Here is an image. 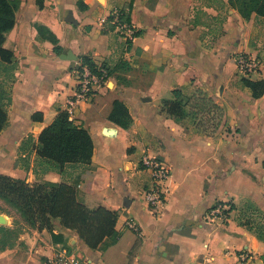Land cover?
I'll list each match as a JSON object with an SVG mask.
<instances>
[{"label":"crops","instance_id":"0c3cea01","mask_svg":"<svg viewBox=\"0 0 264 264\" xmlns=\"http://www.w3.org/2000/svg\"><path fill=\"white\" fill-rule=\"evenodd\" d=\"M241 4L21 0L16 24L3 44L13 51L18 66L8 124L0 132V175L30 183L67 181L78 187L88 207L114 210L118 220L115 235L92 249L75 230L53 219L51 229L34 228L33 235L19 237L25 242L0 250V264H38L39 253L46 262L59 247L89 264H264V240L240 223L247 202L264 214V92L254 97L242 83L243 78L264 81V16L254 12L244 17ZM115 8L128 11L139 30L131 43L109 26ZM40 26L47 34L39 32ZM243 52L261 62L251 77L238 68ZM66 54L77 59H66ZM82 57L109 72L106 86L73 117L92 136L91 164L67 179L53 170L41 175L39 135L65 111ZM195 88L224 109L220 127L211 134L164 107L173 90L189 94ZM116 100L130 113L126 128L111 120ZM145 154L160 158L171 170L160 214L144 198L152 184L141 165ZM217 201L234 206L224 223L204 219ZM130 219L141 232L128 227ZM23 243L31 245L26 257L20 255ZM243 248L252 252L245 262L238 256Z\"/></svg>","mask_w":264,"mask_h":264},{"label":"trees","instance_id":"16d2710c","mask_svg":"<svg viewBox=\"0 0 264 264\" xmlns=\"http://www.w3.org/2000/svg\"><path fill=\"white\" fill-rule=\"evenodd\" d=\"M20 4L21 0H0V132L8 124L11 87L14 71L18 66L13 51L5 48L3 44L6 32L16 24V12ZM240 12L247 18L254 12L257 16H264V0H242ZM125 19L130 21L129 13H126ZM109 26L114 29L112 24ZM39 32L47 34L41 26ZM50 39L57 44L55 36ZM55 49L58 50V47ZM82 61L97 70L89 58L82 57ZM6 83L8 90L4 89ZM242 83L252 89L254 97H260L264 92L263 80L243 78ZM172 93L173 98L164 101V107L170 115L190 117L198 129L207 134L220 127L224 109L203 89L195 88L189 94L183 89H175ZM111 120L124 128L128 127L131 117L123 102H114ZM93 153L94 142L89 131L70 119L66 111L59 112L56 119L39 135L37 162L42 173L53 170L64 177H70L75 173L84 172L91 164ZM79 194L78 187L67 181L30 183L25 179L0 175V196L22 211L29 224L38 229H51L52 220L59 219L63 226L75 230L90 248L96 249L106 238L115 235L118 214L104 206L88 207L81 201ZM228 205L232 210L234 206L229 203ZM242 211L245 220L240 218V223L246 225L259 239L264 240L262 211L252 202H247ZM247 211H250V215ZM52 237H56L53 231ZM262 259L264 261V255Z\"/></svg>","mask_w":264,"mask_h":264},{"label":"built area","instance_id":"2783aa9c","mask_svg":"<svg viewBox=\"0 0 264 264\" xmlns=\"http://www.w3.org/2000/svg\"><path fill=\"white\" fill-rule=\"evenodd\" d=\"M128 11L122 8L112 10L110 22L118 35L127 42H132L138 35L139 30L125 19ZM238 68L244 77H251L257 74L261 68V62L257 56L243 52L237 58ZM77 86L65 104V111L70 119L82 103L91 101L95 94L106 86L109 72L102 67L94 70L89 64L79 61L77 72ZM141 165L151 176V187L145 192V201L149 208L160 214L166 204V183L171 177V170L166 163L158 157L145 154L142 157ZM230 206L223 201H217L214 206L205 214L204 219L208 222L219 221L224 223L229 219ZM127 225L135 232H141L140 225L133 219L128 220ZM239 258L242 262L248 261L252 257V252L248 248L241 249ZM50 264H89L80 258L73 257L66 247H59L54 254L49 257Z\"/></svg>","mask_w":264,"mask_h":264},{"label":"rangeland","instance_id":"374dc122","mask_svg":"<svg viewBox=\"0 0 264 264\" xmlns=\"http://www.w3.org/2000/svg\"><path fill=\"white\" fill-rule=\"evenodd\" d=\"M4 89L8 90L7 83L4 85ZM45 173H42L41 175H44ZM65 177V179H67L68 175H66ZM72 177H74V175ZM77 177L78 174L76 175V178ZM0 215H6L7 217H9V222H7L6 224L0 223V249L5 246L8 247L14 245L17 241L25 242V240L21 241L19 239L22 234L30 233L31 235H33L32 230L35 228L34 225L29 224L26 221L27 219L22 213V211L16 208V206H14L12 202L2 196H0ZM30 246L31 245H25L24 243L21 244L20 255L26 257L27 253L29 254L31 251ZM37 256L38 264H50L48 259L46 262H44L45 257H43L40 253Z\"/></svg>","mask_w":264,"mask_h":264},{"label":"water","instance_id":"95a60500","mask_svg":"<svg viewBox=\"0 0 264 264\" xmlns=\"http://www.w3.org/2000/svg\"><path fill=\"white\" fill-rule=\"evenodd\" d=\"M65 58L66 59H77V56L76 55H70V54H66V56H65ZM108 130V129H107ZM111 129H109V132H108V134L109 135H112V132L110 131ZM0 223H3V224H6L7 222L4 220V216L3 215H0Z\"/></svg>","mask_w":264,"mask_h":264},{"label":"bare ground","instance_id":"6f19581e","mask_svg":"<svg viewBox=\"0 0 264 264\" xmlns=\"http://www.w3.org/2000/svg\"><path fill=\"white\" fill-rule=\"evenodd\" d=\"M4 216V215H3ZM4 220H5V216H4ZM6 221V220H5Z\"/></svg>","mask_w":264,"mask_h":264}]
</instances>
